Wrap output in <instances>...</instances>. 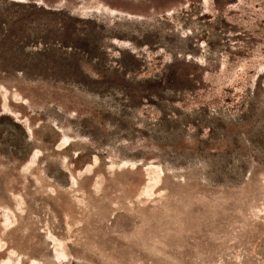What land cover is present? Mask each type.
<instances>
[{
	"label": "rangeland",
	"instance_id": "1",
	"mask_svg": "<svg viewBox=\"0 0 264 264\" xmlns=\"http://www.w3.org/2000/svg\"><path fill=\"white\" fill-rule=\"evenodd\" d=\"M0 264H264V0H0Z\"/></svg>",
	"mask_w": 264,
	"mask_h": 264
}]
</instances>
